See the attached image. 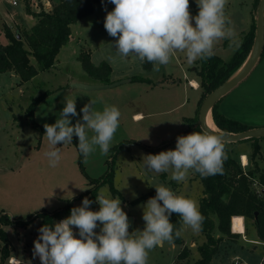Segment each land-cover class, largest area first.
Wrapping results in <instances>:
<instances>
[{"label": "clouds", "instance_id": "9594fccd", "mask_svg": "<svg viewBox=\"0 0 264 264\" xmlns=\"http://www.w3.org/2000/svg\"><path fill=\"white\" fill-rule=\"evenodd\" d=\"M108 2L115 7L107 13L104 28L116 38L112 45L116 53L121 59L134 55L141 64L152 63L154 72H159L161 65L169 64L175 52L185 53L188 63L192 64L197 59L211 58L215 44L221 40H229L230 47L238 48L242 43L225 14L227 0H196L199 11L195 17L190 14L189 0ZM95 103L85 104L81 109L83 123L78 120L72 125L70 117L78 115L75 99L65 98L56 122L44 125L49 146L44 155L50 167L55 168L61 160L57 145L71 144L73 136L78 137V150L85 159L97 146L101 155L108 154L121 113L116 106L96 110ZM144 158L148 170L156 173L171 170V179L182 182L190 170L202 177L222 175L227 153L222 138L204 130L178 136L174 150ZM155 188L156 195L143 206L145 227L142 231L129 233L130 224L120 198L110 199L100 193L96 196L99 211L90 210L92 201L85 197L82 206L71 209L69 217L54 227H41L34 241L33 257L38 256L41 264H148L151 250L165 241H173L174 225L170 221L173 213L193 232L201 231L204 217L195 200L178 195L164 185ZM98 222L102 225L99 233L95 231ZM73 227L78 229L79 238ZM182 230H175L176 238Z\"/></svg>", "mask_w": 264, "mask_h": 264}, {"label": "rangeland", "instance_id": "374dc122", "mask_svg": "<svg viewBox=\"0 0 264 264\" xmlns=\"http://www.w3.org/2000/svg\"><path fill=\"white\" fill-rule=\"evenodd\" d=\"M191 1L196 3V0ZM17 2L19 5H16L15 7L11 6L8 0H0V8L2 11H11L14 9L21 11L23 8L26 9V1L17 0ZM32 2L33 0H29L28 4L31 10L36 11V9H38L40 12L44 9V5L41 4L39 0H35V2H38L39 4L38 8H35L32 5ZM255 2L256 0H227L225 14L229 19H231L240 41L245 34L252 30L253 26L255 27L254 31L256 33L257 9L260 1L258 4H255ZM114 7L115 6L112 3L107 5H97V11L95 14L83 21L78 22L75 25L73 33L74 40L64 46L59 53V55H63L61 58L63 60L62 65L56 64V66L52 67L50 70L42 71L40 75L32 82L26 83L25 88L23 89L25 92L24 94H21L19 89L15 87V90H11V94H8L9 96H7L6 99H12L11 104L19 118V124L21 128H23L19 132L16 131L13 137L14 139H12V142H14L13 148L21 149L23 147L22 142L25 140H27L28 143L31 142L35 137V134L38 138L37 142L40 143L41 131L33 128L31 125L32 121L28 110L30 105H32L39 98L41 99V102L45 97L48 96V92H51L50 95H53L50 100H54V95L60 93L62 91V87L68 84L70 87H72V84L70 83L72 80H79L88 75L83 69L79 59H76L75 55H80L82 52H90L91 55L105 57L108 62H112L115 65V75L118 76V78L120 77L130 79L133 76L151 77L152 80L156 82L157 80H161L166 77V80L175 81L177 85H175L174 88L164 90L161 88H156V90L151 93V95L156 98H162L163 94L172 96L174 101L173 111L165 116H155L154 119H152L151 124H147L149 119L143 121L141 124L143 127L141 139L132 143L130 141H126V139L121 141L119 145H122V147L117 148L119 146L117 145L116 147L112 148L110 152L111 156L107 157V166L103 176L105 177L107 171L110 169L112 163L111 160H114V172L118 173L114 186L124 198V200L120 198L121 207L127 214L130 224L129 233H132L136 230L142 231L145 227V221L142 219L143 206L146 205V202L149 198H152L156 195L155 186L164 185L169 187L176 194L195 200L199 206L200 196H202L203 193V185L196 177L194 171L190 170L186 180L177 182L171 179V170L166 173H156L154 171L148 170L145 167L144 160L146 158L144 157L149 154H159L161 151L174 150L176 148L177 137L186 135L187 132H190L192 127L196 126V121L190 122V126L187 124V121L196 119L198 116L199 104L202 99V90L200 88L199 91L192 90V88L188 86L187 82L184 80L183 74L187 73L190 77L196 78V69L200 66V59H197L194 63L189 64L185 53L175 52L169 64L161 65L159 72H154L152 70L150 73L147 71H151L152 67L150 70L146 71L144 65L141 64L139 59L134 55L121 59L116 53L115 48L112 46L115 44L116 38L111 37L104 28L105 17L108 12L114 9ZM189 11L192 17L196 16L191 8H189ZM192 24L195 26L194 20L192 21ZM229 44L230 41L227 39L217 42L213 49L214 54L224 61H229L237 50V47H230ZM109 57H114V59L110 60ZM88 76L85 78H88ZM134 83L140 84L141 82ZM130 85L131 84L124 83L122 86H117L119 88L118 91L121 94V102L127 101L130 96H136L137 93L143 90V85H137L133 88ZM160 86L161 85H159V87ZM184 90L187 92H184ZM75 101L87 103L92 100L89 96H81L78 99H75ZM226 107L229 108L231 116H236L238 118V120L235 119L236 121L246 125L248 128L253 126H260L258 128L264 127V56L261 58L249 77L221 100L219 103V109L221 108L224 111L226 110ZM222 110L220 111L223 112ZM158 112H161V110ZM79 115H81V112H78V119ZM27 125H29L30 128H27ZM146 127H149L152 131V133L149 135H146L144 132ZM122 131L123 127L119 126L115 134ZM263 141L264 139L259 140V142ZM72 142L78 150V146L74 141ZM133 143H136V147L130 148V144ZM248 144L249 142L230 144V149L233 156L237 157L240 149L246 150L248 148ZM0 146L2 147L1 137ZM64 153L65 152H62V155H65ZM78 153L80 157L79 150ZM252 153L253 145L251 148V157ZM260 154L261 152L259 155ZM0 155H2V152ZM103 158L104 157H98L95 152L92 153V156L89 155L87 159H85L83 156V166H85L86 162H89V166L92 165V160H94V164L98 165L99 167L104 163ZM257 158L259 157L254 159L251 158L253 161V168L257 167L259 163L256 160ZM35 162H38V159L35 158ZM262 164H264V158L262 160ZM119 167L121 169L120 172L118 170ZM256 178H258V175ZM92 187L93 184L89 185V190H91ZM256 188L260 191V187L258 185ZM58 189L59 188H56V191H61L63 194L64 189ZM89 190L85 193V195H81L83 196L82 198H79V196L76 199L71 200H58V202L54 204V208H58L57 210H63L71 201H74V207L82 206L83 198L87 197L90 199V195L87 194ZM97 192V195L103 193L106 198H119L113 196L110 186L107 183L99 186ZM147 195L150 196L139 203H135L136 200ZM91 201L92 204L90 205V210L99 211L100 205L96 202V199ZM160 203L162 204V201ZM43 216V214H39V216L23 219L28 223L26 226L28 227L29 224L39 218L37 223L28 227L26 233L20 235L16 233L14 229H23V227L21 225H14V228L13 226L6 225L5 216L0 214V231L2 229L6 233V240L9 241L10 252L14 249L11 256L20 258L21 262L19 264H41L38 256L33 257V249L34 241L40 235L38 230L43 227V223L46 221ZM64 216L69 217L70 214H65ZM54 223H56L55 220L52 221L53 226ZM100 227H102V225H99L97 229H95L97 233L100 232ZM185 227L186 229L183 232V238L187 244H190L193 240H198L199 237L202 238L201 231L193 232L191 228L187 226ZM243 233H245L244 236L232 233L236 235L235 241L232 242L236 243L238 241L237 244H240L241 242L245 243L246 238L248 240H252L256 237V230L253 220H245V226L242 223L241 234ZM213 235L217 238V236L221 235V233L216 230L214 231ZM24 239L27 240L24 242L26 250L20 245V240L24 241ZM205 243L206 238L204 239L203 243H200L201 245H198L202 246ZM4 245L5 240L0 237V264H9L8 261H3L2 259V249ZM221 245L222 247H226L224 248V250L226 249L225 251H229L227 245L225 246L224 242ZM200 246H198L197 249ZM222 247L220 246V249H222ZM180 250V245L165 241L162 246H158L149 252L148 264H174ZM255 255H251L250 259L255 261L258 254ZM198 256L200 257L199 253ZM180 261L181 260L177 259L175 264H193L195 262V258H191L190 254L188 259L182 260L181 262Z\"/></svg>", "mask_w": 264, "mask_h": 264}, {"label": "crops", "instance_id": "0c3cea01", "mask_svg": "<svg viewBox=\"0 0 264 264\" xmlns=\"http://www.w3.org/2000/svg\"><path fill=\"white\" fill-rule=\"evenodd\" d=\"M8 1L10 2L11 6H14L12 2L17 0ZM39 1L44 5V10L47 12L52 10V5L55 2V0ZM33 2L35 3V0ZM36 4L37 7L34 4L32 5L35 8H38V2H36ZM32 11L35 13L39 12L38 9H36V11ZM96 11L97 5L95 6V12L93 14H95ZM36 21L37 19L33 15L29 14L25 8H23L21 11H17L15 9L11 11H2L0 8V43L3 45L9 44V40L6 38L4 33L5 26H8L12 32L17 33L19 31L30 30L36 24ZM75 25L72 26V36L69 43L74 40L73 33ZM78 56L79 55H75L76 59H78ZM62 57L63 55H58L53 67H55L56 64L62 65ZM91 60L97 66L102 62H107L111 66V83L127 79L120 77L118 78V76L115 75V65L112 62H108L105 57L91 55ZM33 63L34 65H36L35 62ZM152 69L151 71H146L150 73L152 72ZM40 73L34 79H36L40 75ZM87 76L88 75H86L85 77ZM85 77L79 80L74 79L70 83L72 85L104 84L99 80L93 79L92 77ZM144 78L149 80V82L146 81L141 82L140 84H136L130 80L131 78L127 79L129 80L127 83L131 84L130 86H132V88L137 85H143V90L137 93L136 96H130L127 101L121 102V94L119 93V88L117 86L110 89H105L104 91H84L70 87L68 84L62 87V91L60 93L54 95V100H50L53 95H50L51 92H48V96L45 97L41 102H39V104H37V106L35 107L33 120L36 126L43 128L45 124H54L59 118L60 112L65 106V98L78 99L81 96H89L92 101H96L94 105V108L96 110H103L105 106H116L119 109L121 113L119 126L123 127V131L114 134V138L111 142L110 149L107 155H101L99 147L97 146L95 153L98 157H104V163L98 167V165L94 164V160H92V165L90 166L89 162H86L84 166L85 172H83L81 167L79 166V153L73 142L66 145L58 144L57 147H60L61 149V160L55 168L49 166L48 159L44 155V153L49 150L48 142L46 136L44 135L45 132L40 134V143L37 142L38 138L35 134V137L33 136L34 138L31 142L28 143L27 140L22 142L24 149L23 147L21 149L13 148L14 142H12V139H14V134L16 133V131L19 132L23 128H21L19 124V118L16 115L11 104L12 99L9 100L6 99V97L9 96L8 94H11L13 90H15V87L19 89V92L21 94H24L25 92L23 91V89L25 88L26 83L20 84L19 76L13 71L0 74V137L2 139V147L0 146V153L2 152V155H0V214L7 215L11 220L27 219L29 217H35L37 214L51 215L52 213L59 211L57 210L58 208H54V204L57 203L58 200H71L76 199L81 195H85V193L89 190V185H91L90 180H99L104 177L103 173H105L106 170L107 157L111 156L110 152L112 148L119 145V143H121V141H124L125 139L126 141H130L131 143L139 141L142 137L143 127L141 124L143 121L149 119V122L147 124H151L152 119H154L155 116H165L173 111L174 101L172 96L163 94L162 98H156L153 97L151 93H153L156 88H161L162 90L172 89L175 85H177L175 81L166 80V77L164 79L157 80L156 82H154L151 77ZM183 78L187 82L188 86L192 88V90H200L199 79L197 76L196 78H192L189 76V74L184 73ZM33 80H31L30 82H32ZM194 83H196L197 85L195 86ZM159 85L161 86L159 87ZM184 92L187 91L184 90ZM75 103L77 113H80L84 105L88 104L89 102L82 103L75 101ZM225 109L226 110L223 111L220 108V110L223 111L222 113L226 117L238 120L236 116H231V112H229L230 110L228 107H226ZM159 110H161V112H158ZM82 116L83 113L81 112V115H79V119L78 115L75 117H70L71 124L75 125L78 120L83 123ZM31 125L33 128H36L33 124ZM258 127L260 126H253L250 129ZM27 128H30V126L27 125ZM36 129L39 130L38 128ZM144 132L146 135L152 133L149 127H146ZM91 134L92 133L89 132V136H91ZM73 139L76 142L75 144L78 145V137L73 136ZM245 142H249V144L247 145L248 148L246 150L240 149L238 152V156L235 158L241 162V165L245 170H252L254 166L250 154L253 142ZM259 146L262 155L260 154L259 156H257L259 158H257L256 160L259 162V168L264 171V164H262V160L264 158V141L259 142ZM132 147L135 148L136 143L130 144V148ZM62 152H65V155H62ZM90 156H92V154ZM244 156H247L246 165L243 161ZM35 158L38 159V162H35ZM118 170L120 172V167L118 168ZM117 175L118 173H115L114 183L116 182ZM56 188H59L58 190L64 189L63 194L61 193V191L57 192ZM84 188H87V190L82 191L81 189ZM202 196H200V198ZM42 205L44 206L42 207ZM65 218L67 217L64 216L63 219ZM38 220L39 218H37V220H34L31 224H29V226L37 223ZM60 221L55 220L56 223ZM56 223H54V225ZM9 226L14 227V225ZM28 227H25L23 229H16L14 227V231L22 235L27 232ZM185 229L186 227L183 225V230L181 232L182 238ZM73 231L77 235V238H79L78 230L75 227H73ZM232 233L239 234L235 233L233 230ZM245 233L239 235L244 236ZM219 236L220 235H218L217 237ZM202 238L199 237L198 240H193L190 244H187L185 239L183 238L184 245L180 246V252L184 247H186L188 249L189 256L191 254V258H195V261L198 260L200 257L198 256L199 251L197 247L201 245L200 243L204 242L205 236L203 234ZM235 238L236 235L235 237H231L224 241L225 246L227 245L229 251H225L226 249L224 250V248L226 247H222L221 245L222 249H220L219 253L213 258L211 264H235L238 261L241 264H262L264 258V246L259 240L257 232L254 239L248 240L246 238L245 243L241 242L240 244H237L238 241L236 243H233L235 241ZM26 239H24V241L20 240V245L25 250L26 247L24 242L28 240ZM13 251L14 249L11 250L10 257L6 261H8L9 264H19L21 262L20 258L11 256ZM180 252L178 253L174 264L177 262V259L180 260L178 257ZM255 254H258L257 259L255 261L251 260V255ZM189 256L186 259H188ZM14 261L17 263H14Z\"/></svg>", "mask_w": 264, "mask_h": 264}, {"label": "trees", "instance_id": "16d2710c", "mask_svg": "<svg viewBox=\"0 0 264 264\" xmlns=\"http://www.w3.org/2000/svg\"><path fill=\"white\" fill-rule=\"evenodd\" d=\"M26 1V10L33 15L37 21L36 24L28 31H19L14 33L8 26L4 27V33L9 40V44L3 45L0 43V74L7 72H15L20 78V84H25L33 80L40 72L50 70L57 60L61 49L66 46L71 40L72 26L79 21L91 16L95 12L96 5H107L108 0H55L52 5V10L47 12L44 9L38 13L30 9L29 0ZM260 0H256L258 4ZM190 8L194 14H198V6L195 2L189 0ZM259 5V4H258ZM255 27L245 34L241 39V44L237 48L235 54L229 61H224L217 55L211 58L199 61L200 66L196 69L199 79V87L202 90L203 100L216 89L225 84L244 64L247 60L255 38ZM20 35V39H18ZM264 53L262 55V58ZM83 69L93 79L99 80L104 84H111L112 68L107 62H102L100 65H95L91 60L90 52H82L79 57ZM36 63L34 65L33 63ZM146 70H150L152 63L145 61L143 63ZM132 82H149V80L140 76H133L130 79ZM37 99L29 107V115L31 124L38 128L41 133L45 132V128L36 126L33 120L34 109L40 102ZM221 102V101H220ZM219 102V103H220ZM219 103L212 111L213 120L217 128L227 134H236L246 131V125L226 117L219 109ZM196 121V126L192 127L190 132H201L198 127L199 113L196 119L188 120L187 124ZM188 126V127H189ZM75 142V140L73 139ZM253 142L252 159L256 158L260 153L259 140H248ZM245 142V141H244ZM76 143V142H75ZM225 144L227 159L223 163V174H216L207 177H202L199 173H195L196 177L203 185V196L200 198L199 211L204 217L201 232L206 238V243L198 248L200 258L193 264H211L213 258L219 253L221 244L231 237L232 234V219L234 221V232L241 234L240 229L235 226L245 220H253L256 228L257 236L261 242H264V171L259 166L252 170H245L232 154L230 144ZM78 146V145H77ZM119 145L117 148H121ZM80 153L79 164L83 172H85L82 156ZM110 169L105 177L99 180H90L93 187L87 193L90 195L89 200H95L98 187L103 184H109L114 197H119L124 200L123 196L114 186V167L111 160ZM258 175V178L256 176ZM260 187V191L256 188ZM150 195L141 197L135 203H139ZM80 196L79 198H82ZM74 201H71L63 210L49 214H43L46 221L43 226H53V220H62L65 214H71V209L74 208ZM5 216L6 225H21L25 228L28 223L23 219L11 220ZM36 216H39L37 214ZM52 220V221H51ZM170 221L174 225L173 244L184 245L182 236L175 237V230L183 228L182 220L178 214L173 213ZM221 233L219 237L213 235L214 231ZM5 245L2 249V259L7 260L10 256L9 241L6 240V233L0 231ZM189 256L188 249L184 247L179 254V259L183 260ZM264 264V258L263 262Z\"/></svg>", "mask_w": 264, "mask_h": 264}, {"label": "water", "instance_id": "95a60500", "mask_svg": "<svg viewBox=\"0 0 264 264\" xmlns=\"http://www.w3.org/2000/svg\"><path fill=\"white\" fill-rule=\"evenodd\" d=\"M20 35H18V39H20ZM264 53V0H260L258 9H257V24H256V33L254 38V44L252 50L244 62L242 67L221 87L216 89L214 92L209 94L203 101L200 111H199V121L198 127L204 131L207 130L211 134L219 135L222 138L224 143L235 144L248 140H260L264 139V127L263 128H255L248 129L246 131L236 133V134H227L218 131L212 130L207 125V117L209 112L214 109V107L228 94H230L235 88H237L243 81H245L249 75L256 68L257 64L262 58ZM129 80H122L118 82H114L111 84H103V85H84V84H74L72 85L75 89H80L84 91H95V90H105L110 89L116 86H120L124 83H127ZM213 119V115H212ZM214 121V120H213Z\"/></svg>", "mask_w": 264, "mask_h": 264}, {"label": "bare ground", "instance_id": "6f19581e", "mask_svg": "<svg viewBox=\"0 0 264 264\" xmlns=\"http://www.w3.org/2000/svg\"><path fill=\"white\" fill-rule=\"evenodd\" d=\"M194 85L196 86L197 84L194 83ZM207 125L209 126L210 129L215 130V131H218V128H217L215 122H214L213 119H212V114H211V112H209L208 117H207ZM246 157H247V156H244V157H243V161H244L245 165H246V163H247V158H246ZM233 222H234V221H233ZM241 225H242V224H241ZM241 225H239L238 222L235 223V226H236L238 229H240V231H241ZM233 228H234V225H233ZM233 231H234V229H233ZM14 263H17V262L14 261Z\"/></svg>", "mask_w": 264, "mask_h": 264}, {"label": "built area", "instance_id": "2783aa9c", "mask_svg": "<svg viewBox=\"0 0 264 264\" xmlns=\"http://www.w3.org/2000/svg\"><path fill=\"white\" fill-rule=\"evenodd\" d=\"M23 1H24V0H23ZM33 1H34V0H33ZM12 4H13L14 6H16V5H18V2H17V1H13ZM32 4L36 5V7H37L36 2H35V3L32 2ZM243 224H244V218H243ZM233 225H234V222H233V219H232V230H233ZM262 245L264 246V242H262ZM235 264H241V263L238 261V262H236Z\"/></svg>", "mask_w": 264, "mask_h": 264}]
</instances>
